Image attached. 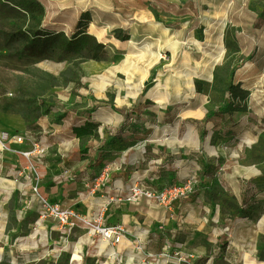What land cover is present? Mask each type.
Returning a JSON list of instances; mask_svg holds the SVG:
<instances>
[{
    "label": "rangeland",
    "instance_id": "1",
    "mask_svg": "<svg viewBox=\"0 0 264 264\" xmlns=\"http://www.w3.org/2000/svg\"><path fill=\"white\" fill-rule=\"evenodd\" d=\"M36 1L44 9L38 29L71 38L86 13L87 31L104 50L97 61L31 57L19 36L37 29L0 0V128L46 119L47 132L62 121L74 137L71 126L92 115L107 123L94 136L98 147L121 112L133 115L137 128L154 129L156 144L203 158L210 177L187 180L204 189V201L220 202L235 238L260 232L249 250L264 262V0ZM25 128L18 133L27 143L42 141ZM77 148L87 151L84 140Z\"/></svg>",
    "mask_w": 264,
    "mask_h": 264
},
{
    "label": "crops",
    "instance_id": "2",
    "mask_svg": "<svg viewBox=\"0 0 264 264\" xmlns=\"http://www.w3.org/2000/svg\"><path fill=\"white\" fill-rule=\"evenodd\" d=\"M91 116L83 123L96 124L98 136L107 123L99 122V126ZM120 118L104 141L108 144V140H115L111 148L104 149V143L103 147L92 146L96 137L85 138V152L77 148L80 140L69 136L67 123L62 121L53 125L51 132H47L50 124L46 119L26 128L18 124L12 129L0 128L38 132L46 149L43 157L35 156L30 162L21 154L32 140L10 144L7 151L0 149V264H61L63 257L67 264L88 260L93 264H177L162 257L163 253L184 257L181 264L255 263L252 259L257 256L249 247L258 241L260 232L251 236L249 231L235 238L230 220L221 215L220 202L204 201L200 185L170 209L144 198L134 203L107 204L104 224L126 230L117 245L93 239L80 227L66 231L52 218H39L41 210L35 203L33 187L51 203L94 218L108 198L123 197L133 184L155 191L198 173L201 184L210 177L203 158L156 144L152 140L154 129L148 124L137 128L133 115L121 112ZM105 165L110 169V186L95 189L93 179ZM225 171L218 175L223 176ZM218 175L217 179L222 178ZM232 189L223 187L221 192ZM221 244L227 246L222 248Z\"/></svg>",
    "mask_w": 264,
    "mask_h": 264
},
{
    "label": "built area",
    "instance_id": "3",
    "mask_svg": "<svg viewBox=\"0 0 264 264\" xmlns=\"http://www.w3.org/2000/svg\"><path fill=\"white\" fill-rule=\"evenodd\" d=\"M25 139L16 130L0 129V149L7 151L10 144L22 145ZM46 149L40 140H32L28 149L21 155L30 161L33 158L43 157ZM95 189H107L110 186V169L108 165L103 166L99 174L93 179ZM194 184L190 180L181 181L160 187L158 190L150 191L133 184L123 197H111L107 199L106 204L100 209L98 215L94 218H87L72 209H63L56 203L38 195L36 187H33L35 194V203L40 206L39 218L44 220L52 218L56 224L66 231L80 227L84 229L91 238L98 237L104 242L111 245L119 244L126 235V230L120 225H105L103 222L104 212L107 204L116 202L134 203L139 199H146L167 209L172 208L177 203L183 201L192 195ZM164 258H170L169 255L163 253ZM176 262L182 261L181 256L175 254L173 257Z\"/></svg>",
    "mask_w": 264,
    "mask_h": 264
},
{
    "label": "trees",
    "instance_id": "4",
    "mask_svg": "<svg viewBox=\"0 0 264 264\" xmlns=\"http://www.w3.org/2000/svg\"><path fill=\"white\" fill-rule=\"evenodd\" d=\"M9 2L16 10H20L32 21L36 31L28 30L20 33L19 39L24 42L23 50L31 57L45 58L51 53H63L74 59L99 60L104 50V45L88 33L89 18L82 13L75 25V31L71 38H67L63 32L48 33L47 30L38 29L44 18V9L36 0H4ZM97 125L84 122L80 126L72 128L76 139L94 138ZM112 141V140H109ZM59 264V263H57ZM67 264V261L65 262Z\"/></svg>",
    "mask_w": 264,
    "mask_h": 264
},
{
    "label": "bare ground",
    "instance_id": "5",
    "mask_svg": "<svg viewBox=\"0 0 264 264\" xmlns=\"http://www.w3.org/2000/svg\"><path fill=\"white\" fill-rule=\"evenodd\" d=\"M97 36L100 37V36H101V33L98 32V33H97ZM251 264H256V263H251ZM260 264H264V262H262V263H260Z\"/></svg>",
    "mask_w": 264,
    "mask_h": 264
}]
</instances>
